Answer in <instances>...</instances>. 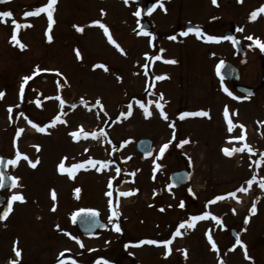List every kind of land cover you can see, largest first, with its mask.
<instances>
[{"label": "rangeland", "instance_id": "obj_1", "mask_svg": "<svg viewBox=\"0 0 264 264\" xmlns=\"http://www.w3.org/2000/svg\"><path fill=\"white\" fill-rule=\"evenodd\" d=\"M143 1L131 0L129 6H124V0H58L51 41L46 35L48 22L45 13L23 16L26 10L40 7L46 0H15L5 5V9L12 10L13 16L0 19V91L5 93L0 98V156L11 159L19 150L33 162L38 160L35 168L24 160L17 166L6 167L9 175L19 178V186L4 195L22 193L25 197L23 203L14 202L12 211L18 222L14 231L19 234L20 246L36 248V252L49 248L51 255L63 250L69 258L84 257L87 252L84 251L81 256L80 244L72 239L77 237L83 248L98 249L97 260L102 261L107 260L109 250L119 248L118 242L124 240L125 235L171 238V233L182 221L191 215L209 211L222 219L223 227L211 219L198 221L193 229H181L183 235L173 240L170 245L172 252L167 257L163 255V246L148 244L132 254L144 258L146 264H216L219 257L226 264H250L247 257L252 256L258 259V264H264V188L260 187V181L264 179V149L261 148L264 132L256 129L259 120L264 119V79H260L264 72V51L254 44V40L247 39L251 35L264 42V13L258 14L257 19L250 20L248 25L246 23L239 33L245 51L241 80L244 83L254 82L255 95L250 99L230 102L213 89L210 80L215 60L224 58L230 51L223 45L207 46L192 39L177 45L155 42V48L151 47L148 36L137 35L141 30L134 13ZM248 4L246 7L255 10L264 4V0H253ZM101 9L104 15H101ZM244 12L247 13L246 10ZM5 19L7 22H4ZM12 19L21 25H31L22 26L17 33L21 43L27 45L23 50L10 39L14 31ZM97 19L108 26L113 39L126 54H121L108 42L99 26L91 25ZM74 26H83L84 31L78 32ZM76 49H79L82 59L76 57ZM145 53L149 57L160 56L161 63L147 61ZM168 60H175L176 63L166 62ZM191 61L195 63L190 64ZM146 63L153 78L168 74V79H154L157 86L153 84L146 89L143 67ZM99 64L105 65L108 70L93 67ZM36 66L59 70L62 75L57 76L54 71L39 73L25 86L21 99L19 87L22 77L32 74ZM177 68H182L179 71L190 77L180 80L183 87L171 85L174 80L170 74L175 73ZM186 75L182 74V77ZM57 81L60 87H57ZM158 93L164 97L161 103L169 117L167 121L155 108ZM187 93L189 97L186 98ZM205 94L207 111L211 112V116L180 120L181 112L206 110V107L196 109L206 104ZM57 95L65 101L63 108L55 99ZM81 98L89 107L81 103ZM98 98L104 106L103 111L98 106L92 107ZM37 100L40 101L39 106ZM136 101H143L152 111V116L146 118ZM227 102L235 107L231 110L232 118L245 126L244 142L251 146L252 152L245 150L231 157L223 154L222 148L241 147L244 143L228 142L230 135L238 136L241 130L237 127L230 134L223 126L220 110ZM130 103L133 105L132 115L127 118L120 116L128 110ZM73 104L76 105L74 109L70 107ZM10 106L11 113L8 112ZM58 114L67 123L50 126L51 120ZM28 120L49 127L45 133H39L27 123ZM173 123L174 129L169 126ZM80 126L88 132L99 133L103 129L107 136L75 141L69 134ZM19 129L24 131L16 137ZM173 132L175 139L164 156L159 157V147L172 138ZM140 138L152 140L150 156L145 157L136 151L135 143ZM184 139L190 142L177 147ZM126 140L129 142L124 144ZM37 145L39 151L35 147ZM64 157H67L66 167L89 157L110 163L101 172L90 166L87 170L80 169L73 179L58 171V164ZM156 164L161 167L156 168ZM116 168L121 169L119 174ZM182 168L189 173L188 182L174 188L168 175ZM251 175L258 176V181H254ZM112 177L115 178L112 180L111 199L119 215L110 221V198L106 192ZM250 179L253 180L251 187L246 183ZM240 187L248 188V191H236ZM76 188H80L79 194L75 192ZM52 190L57 193L55 201L51 199ZM129 190L136 191L128 197L118 195ZM233 191H236V198L226 196ZM218 195H225V199L209 203ZM181 202H184V208L178 206ZM53 204L55 210H52ZM253 204L256 210L249 214ZM81 206L94 209L108 228L92 238L76 235L71 217L73 211ZM243 217L246 220L242 222ZM116 223L121 227L119 233L113 227ZM230 227L238 233L242 230L240 238L248 244L246 258L241 256L237 245L232 247L235 242L229 235ZM209 229L219 252L213 251L207 241L205 233ZM184 250H187L186 258ZM37 258L39 255H36Z\"/></svg>", "mask_w": 264, "mask_h": 264}, {"label": "flooded vegetation", "instance_id": "obj_2", "mask_svg": "<svg viewBox=\"0 0 264 264\" xmlns=\"http://www.w3.org/2000/svg\"><path fill=\"white\" fill-rule=\"evenodd\" d=\"M15 0H6L4 3H0V11H11L5 9V5L13 3ZM130 1L128 4L124 3V6H129ZM250 1L253 0H242V2H238V0H217V4L213 5L212 0H162V3L164 4V8H160L158 5L153 9L151 13L148 12V9L151 8L154 4H156V0H144L142 6H138L137 10L140 11L141 15L138 17L139 19V30H141V26L144 25L147 27L145 31L152 33V37L148 36L149 44L151 47L155 48V42L157 44H172L177 45L181 42H185V40H193L197 41L204 45H211L213 47H220L225 46V49H228L230 52L225 55L224 58H219L218 60H215L214 67H211V83L213 86V89L219 91L220 95H222L225 100L234 102V97L242 96L246 97L244 99H250L254 96H247L240 92H238L235 89L236 84H247L249 86H252L255 89L254 82L252 83H244L241 80V70L243 65V55L244 52L237 51L234 47L231 41L229 40H221L220 42H208L202 38L196 37L194 34H189L188 36H183L181 33L185 30H187L188 27H200L205 35H214V36H225V33H230L231 36H233L235 39L239 41V44L241 48L244 50L243 43H242V37L239 34L244 29V25H248L250 22L249 15L253 11V8L246 7ZM145 6H148L145 13H142L143 8ZM246 7V9H245ZM34 9L26 10V11H33ZM247 11L246 14H244V11ZM182 14V15H181ZM159 18V20H158ZM168 18V20L164 21V19ZM4 19V18H0ZM154 26V28H153ZM142 35V33H141ZM175 35L177 37L176 40H170L168 39L169 36ZM147 37V36H146ZM156 54V53H155ZM157 55V54H156ZM148 61L149 59L146 58ZM229 62L235 70L236 76H234V72L231 74L232 77L235 78V81H229L224 77H219L216 73V65L221 61ZM150 61V60H149ZM152 63H161L159 60H151ZM194 61H191L193 63ZM195 63V62H194ZM180 67V66H179ZM149 68V67H148ZM144 69L145 77H146V83L145 88L149 89V84L154 86L155 84V78L151 76L149 73V69ZM182 68H177L175 73L173 72L171 75H173L171 78L174 80L171 85H179L178 87H183V81L184 79L188 80L190 79L189 75H186L185 73H182ZM176 74V76H174ZM183 75H186L185 77H182ZM188 74V73H187ZM163 75V74H161ZM168 74L166 75V78L160 81H166ZM169 77V76H168ZM261 79V78H260ZM180 80H183L182 82ZM263 80V79H262ZM157 81V80H156ZM263 82V81H262ZM157 86V85H156ZM227 88L230 92L233 93V96H229L224 89ZM256 92V89H255ZM158 93V97H159ZM189 97V94L187 93L186 98ZM187 100V99H186ZM205 100L206 104L201 107H196V109L204 108L206 107L207 111V95L205 94ZM240 101L243 99H239ZM225 106L229 109L230 118L233 120L234 124L240 125L242 124L241 121L233 119L232 116V109L235 108L230 105V103L227 102L221 110H220V119L223 124V126L227 130V124L223 117V110ZM204 110V109H203ZM196 111V110H195ZM209 116H211V112L208 110ZM264 119L259 120L256 129L263 133L264 129ZM236 127V128H237ZM240 133V132H239ZM241 134V133H240ZM258 135V134H257ZM264 149V145L261 147ZM254 181H258V176H250ZM13 187H6L3 190H0V212L3 210V208L6 205V201L10 196H6L4 194L9 193L13 190ZM86 208V209H92L89 207H79L77 209ZM75 209V210H77ZM73 211V213L75 212ZM94 210V209H92ZM249 212V210H248ZM111 214L108 216L110 218ZM113 219V218H112ZM242 222L246 220L245 217L241 218ZM17 219L12 216V212L9 214V216L3 220L0 221V264H9L10 260H18V264H60V262H63V264H71L72 260H75L77 264H96L97 257L99 256L98 249L89 248L85 249L83 247H79L80 255H84V251L87 252L85 254V260H82L84 257H78V258H69L68 254L63 251L59 250V252H55L53 255L49 252V248L46 249H39V252H36V248H26L21 247V242L19 241V234L14 231L15 226L17 224ZM74 227V223H73ZM108 228V227H107ZM106 228V229H107ZM75 229V227H74ZM224 230L226 231V226H224ZM231 230H234L235 234H238L239 239L241 240V236L243 234L242 230L241 233L236 232V229L233 227L229 228V235L232 237V239L235 242V238L231 234ZM100 231V230H99ZM99 231H96L90 235H83L77 232L75 229V234L86 237V238H92V236ZM121 239V238H120ZM124 240L121 242H118V246L116 249L112 248L109 250L107 261H109V264H125V262L129 261L128 264H146L145 259L141 256H136L132 254L133 251L141 250L143 245L137 246V242L142 239H168V237L164 238H146V237H133L125 235ZM119 240V239H118ZM81 242V241H80ZM242 245H237L240 248V254L243 258H246L245 252L247 253V246L248 244L241 240ZM14 243H16V247H18L21 251V256L17 258L15 256V253L13 251ZM129 244V247L125 248L124 245ZM21 245V246H20ZM163 246V245H160ZM252 249H254V245L252 246ZM61 253L63 255L61 256ZM111 253L114 255L112 256ZM36 255H39V258L36 259ZM53 258H52V257ZM248 256V253H247ZM81 258V259H80ZM218 259H222L219 257ZM218 259L217 263L218 264ZM125 261V262H124ZM248 262L250 264H258V259L252 256L251 259H248Z\"/></svg>", "mask_w": 264, "mask_h": 264}, {"label": "snow or ice", "instance_id": "obj_3", "mask_svg": "<svg viewBox=\"0 0 264 264\" xmlns=\"http://www.w3.org/2000/svg\"><path fill=\"white\" fill-rule=\"evenodd\" d=\"M6 2V0H0V3H4ZM238 2H242V0H238ZM125 4L129 3V0H124ZM58 4V0H46V3H44L42 6L35 8L33 11H25L23 13L24 17H32V16H39L41 13H45L47 16V30H46V35H47V39L48 41H51L53 39L52 35L50 34L52 31V27L55 23V19H54V12L56 10V5ZM212 4L216 5L217 4V0H212ZM159 6L160 8H164V4L162 3V0H156V4H154L151 8L148 9V12L151 13L153 11V9L156 6ZM260 13H264V4H262L258 9L253 10L250 15H249V19L250 20H255L258 17V14ZM104 10L101 9V15H104ZM134 15H136L137 17H139L141 15L140 11H136L134 13ZM13 16V13L11 11H0V18H11ZM4 22H7L6 19L4 20ZM12 24L14 25V31L10 37L11 41L15 44L18 45L22 50L24 48L27 47V45L21 43V41L18 39V31L19 29L23 26V27H30V24H24L21 25L17 20L12 19ZM92 26H99L100 29L103 30L104 35L107 37V40L109 43H111L112 45H114L118 51L121 52V54H126L125 50L116 42L115 39H113L110 30L108 28L107 25H105L104 23L101 22V20L97 19L91 22ZM76 28V30L78 32H83L84 31V27L83 26H74ZM143 34L145 36H149L152 37V33L145 31L143 28H141V32L137 33V35ZM189 34H194L196 37L198 38H202L208 42H220L221 40H229L232 41L233 44L237 43L236 39L233 36H214V35H205L204 32L202 31V29L200 27H188L187 30L183 31L181 33V35L183 36H188ZM168 39L170 40H176L177 37L175 35L169 36ZM248 40L253 41L254 40V44L259 47V49L261 51H264V42H262L259 38H253L251 35L247 37ZM251 46V45H250ZM161 51H163L161 49ZM75 55L78 59H82L81 53L79 51V49L75 50ZM145 57H147L149 60H159L161 59L160 56H152L149 57L148 53L144 54ZM168 63H176L175 60H168L166 61ZM225 62L223 60H221L217 65H216V73L219 76L221 73V69L224 67ZM94 68L99 67V68H103L105 71H107V67L103 64H99V65H94ZM143 67L145 69L148 68V64L146 63L145 65H143ZM49 71H54L56 73L57 76L62 75L61 73H59V70H55V69H41L39 66H36L35 70L32 72V74L30 75H26L24 77H22V82L20 84L19 87V93H20V98L23 99L24 96V92H25V86L28 85L29 81H31L35 76H37L39 73L41 72H49ZM119 79V77H117ZM166 78V75H157L155 76V80L159 81V80H163ZM66 78H65V83H66ZM57 87H60V82L57 81ZM148 87H152L151 84L148 85ZM224 91L229 95V96H233V93L230 92L227 88L224 89ZM5 95L4 92L0 91V98H3ZM235 99L239 100V99H244L246 97H242V96H237L234 97ZM56 100L59 101L60 107L63 108L65 105V101L59 96L57 95L55 97ZM164 97L163 94L161 93L159 95V100L155 101V108L159 110V115L164 119V120H168L169 117L167 115V113L164 111V104L161 103V101H163ZM81 103L84 104L85 107H89L88 104L83 100V98H81ZM136 103L139 105V107L141 109H143V114L144 116L147 117H151L152 116V111L149 110V107L145 105V103L143 101H136ZM149 103H152L151 101ZM36 104L39 106L40 101L37 100ZM99 107L101 109V111H103V104L101 102V100L98 98L95 101V104L92 105V107ZM70 107H72L73 109L76 107L75 104L71 105ZM132 107L133 105L130 103L128 105V110L126 112H122L120 113V116H123L125 118L129 117L132 115ZM8 112L11 113L12 112V107L10 106L8 108ZM104 115L107 116V112H104ZM21 116H23V113H21ZM187 117H209V112L208 111H204V110H199V111H185V112H181L179 113V119L183 120ZM223 117L226 121L227 124V132L228 133H232L233 130L237 127L236 124H234L233 120L230 118V114H229V109L227 106H225L224 110H223ZM117 119H119V117H117ZM28 124H30L32 126L33 129H35L37 132L39 133H45L47 131V128L49 127V125H45V126H41L40 124L34 123L32 120H28L27 121ZM57 123H67L66 120L61 119V115H56L50 122V126H55ZM170 127H172L173 129L175 128L174 123L169 125ZM238 127L241 130V134L238 136H229L228 142L231 143L232 141H241L244 142L246 141V130H245V126L243 124L238 125ZM24 131V129H19L16 132V137H19L21 135V133ZM73 140L75 141H79L81 138L83 139H88L89 137L92 138H97L98 135L100 136H107V134L103 131V129H101L99 131V133H97L96 131H92V132H88L85 131L83 129L82 126H80L78 128V130L72 131L69 134ZM175 139V132H173V136L171 139H169L167 142L163 143L160 147H159V152H158V156L159 157H163L166 150L169 149L170 145L172 144V141ZM129 141H124V144H127ZM190 141L188 139H184L179 141V143L176 145L177 147H182L184 144L189 143ZM37 151H39V146H35ZM245 150H247L248 152H252L253 149L251 148V146L244 142L242 144L241 147H232V148H228V147H224L222 148V152L224 155L231 157L233 156L235 153L237 152H244ZM85 151H88V149H85ZM147 155H151V153H147ZM24 160L26 161L31 167L35 168L37 166L38 160L36 162H33L26 154L21 153L19 150H17L15 152V156L14 158L8 159L7 163L5 164L3 158H0V165H4L5 167H7L8 165L11 166H17L18 163ZM67 160V157H64L61 159V161L58 164V171L61 174H67L69 178H75V174L78 170L80 169H85L87 170V168L90 166L91 168H94L97 172H101L104 169H106L109 166V161L107 160H96L93 159L91 157H89L87 160L83 161V162H78V163H73L70 166L65 165V161ZM257 163H260V161H258ZM97 165H99V167H97ZM161 166L159 164H156V168H160ZM121 171L120 168H116V173L119 174ZM155 171V169H154ZM132 175H135V173H132ZM115 177H112L109 179L108 181V189L109 191L106 192V195L110 198L108 200V205L109 208L111 209V216H110V221L112 218L117 217L119 215L118 211L116 210V208L113 206V200L111 199V197H113V191H112V180ZM5 176L2 172H0V188H3L5 185ZM11 180V185L13 188L18 187V177L12 176L10 177ZM248 184L249 187H251L253 180L250 179L246 182ZM171 187V186H169ZM260 187L264 188V179H262L260 181ZM136 190H129V191H121L118 193L119 196L121 197H128L134 194ZM236 191L239 192H247L248 188L245 187H240L238 188ZM236 191L233 192H229L226 194V196L228 197H233L236 198ZM75 192L77 194H79L80 192V188H76ZM189 192H191V189L189 188ZM51 199L53 201H55L57 199V193L55 190H52L51 193ZM225 199V195H218L216 196L212 201H209V203H216L217 201L223 200ZM238 199V198H237ZM14 202H25V197L22 193H13L6 201V206L3 208V211L0 212V221L5 220L9 214L13 211V204ZM117 206H118V201H117ZM180 208H184L185 204L184 202H181L178 205ZM169 207H171V205H169ZM52 210H55V204H53V208ZM256 208H255V204H253L251 211L255 212ZM160 211H164L163 208L160 209ZM86 214L88 216H92L95 217L97 215V212L95 210L92 209H80L79 212H74L72 213V221L75 222L77 219V216H79L80 214ZM207 219H211L212 221H215L216 224L221 225L223 227V222L222 219L219 216H215L213 215L211 212L209 211H204L201 214L198 215H191L189 219H186L184 221H182L178 227L175 228V231L171 233V238L168 239H162V240H158V239H142L140 241L137 242V246L139 245H144V244H148V245H156V246H160L163 245L165 251L163 253V255L165 257H167L171 252H172V248L170 247V245H172L173 240L176 237L182 236L183 233L181 231V229L184 228H189V229H193L196 227V224L198 221H203V220H207ZM103 226V225H102ZM58 227V226H57ZM114 230L116 232H121V227L118 223L113 225ZM68 235H71L70 233ZM206 237H207V241L211 246V249L215 252H219L218 249V245L216 243V241L213 238L211 229H209L206 233H205ZM72 239L76 240L78 244H80L81 247H83V243L79 241V239L77 237H72ZM236 245H242L241 240L239 239V236L237 234V238L235 240V244L232 246L233 248L236 247ZM125 248L129 247V244H125L124 245ZM13 251L15 253V256L17 258H19L21 256V251L18 247H16V243H14L13 246ZM67 251V250H66ZM185 258L187 257V250H184L183 252ZM63 255V253H61V256ZM245 255L247 257V253L245 252ZM248 259H251V257H247ZM9 264H18V260H10ZM60 264H63V262H60ZM71 264H77V262L75 260L71 261ZM96 264H109V261L107 260H97ZM218 264H226V262L223 259H218Z\"/></svg>", "mask_w": 264, "mask_h": 264}, {"label": "water", "instance_id": "obj_4", "mask_svg": "<svg viewBox=\"0 0 264 264\" xmlns=\"http://www.w3.org/2000/svg\"><path fill=\"white\" fill-rule=\"evenodd\" d=\"M148 6H145V8H143L142 13L144 14L145 11L147 10ZM141 28H143L144 30L147 29L146 26L142 25ZM225 36H231L230 33H225ZM237 43L233 44V47L239 51V52H243V50L241 49L240 45H239V41L236 39ZM232 42V41H231ZM233 66L229 63V62H225L224 67L221 69V73L219 76L226 78L229 81H235V78L231 76V74L234 72V76H236L235 74V70L234 68H232ZM261 79H264V72L262 74ZM235 89L245 95L248 96H252L255 94V90L253 87L248 86L246 84H236L235 85ZM135 149L138 153L142 154L143 156H150L147 155V153H152L153 151V142L151 139L149 138H140L136 141L135 143ZM0 158H3L5 164L7 163V158L5 156H1ZM0 172H2L5 176V185L3 188H0V190H3L6 187H10L11 185V180L10 177L7 173H6V167L4 165H0ZM168 179H169V183L172 187L174 188H178L182 185H185L188 182L189 179V173L186 169L182 168V169H178V170H174L171 171L168 175ZM6 206V205H5ZM252 207L249 210V214H252L254 212L251 211ZM80 210V209H79ZM79 210H77L76 212H79ZM3 211V210H2ZM1 211V212H2ZM103 225V226H102ZM74 227L77 230V232H79L80 234L83 235H90L98 230H103L106 228V224L105 222L101 221L98 214L95 217L92 216H88L86 214H80L79 216H77L76 221L74 222ZM231 234L233 235V237L237 238V234H235L234 230H231Z\"/></svg>", "mask_w": 264, "mask_h": 264}]
</instances>
